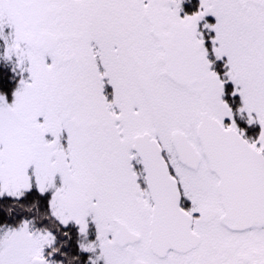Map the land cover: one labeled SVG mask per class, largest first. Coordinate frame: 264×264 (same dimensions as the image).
Here are the masks:
<instances>
[{"label":"snow or ice","instance_id":"1","mask_svg":"<svg viewBox=\"0 0 264 264\" xmlns=\"http://www.w3.org/2000/svg\"><path fill=\"white\" fill-rule=\"evenodd\" d=\"M0 264H264V0H0Z\"/></svg>","mask_w":264,"mask_h":264},{"label":"trees","instance_id":"2","mask_svg":"<svg viewBox=\"0 0 264 264\" xmlns=\"http://www.w3.org/2000/svg\"><path fill=\"white\" fill-rule=\"evenodd\" d=\"M209 19H211V18H209Z\"/></svg>","mask_w":264,"mask_h":264}]
</instances>
